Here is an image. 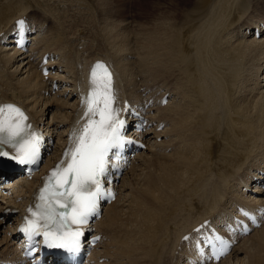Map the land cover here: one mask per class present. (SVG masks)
<instances>
[{
  "label": "bare ground",
  "instance_id": "6f19581e",
  "mask_svg": "<svg viewBox=\"0 0 264 264\" xmlns=\"http://www.w3.org/2000/svg\"><path fill=\"white\" fill-rule=\"evenodd\" d=\"M52 2L0 0V101L24 104L37 122L52 132L59 129L65 142L64 129L75 117L78 99L69 86L53 94L37 70V56L47 51L59 56L54 63L63 68L64 74H57L60 85L82 78L81 58L88 56V67L97 58L113 63L123 97L160 99V91H169L170 104L157 101L151 115L167 126L149 136L148 150L139 159L141 172L136 170L138 161L123 180L118 201L99 223L112 248L104 255L96 250L92 259H112L106 264H181L176 251L186 233L206 219L220 223L238 205L249 206L253 193L260 192L258 184H264L258 181L264 182L259 173L264 171V42L241 40L264 16V0H156L150 8L142 6L137 32L111 25L90 33L81 29L87 6L72 2L57 10L49 7ZM95 3L102 20L106 14L120 18L123 13L112 12L106 4L102 10ZM95 13L91 11L86 22L99 28L102 22ZM21 15L32 19L40 35L29 53H7L5 36ZM130 32L137 33L133 39ZM42 41L46 44L41 47ZM81 44L86 47L78 48ZM130 54L136 55L135 61ZM67 89L71 91L65 95ZM46 91L52 98L44 96ZM47 110L53 112L50 121ZM246 167H254L253 172L241 175ZM35 186V180L20 183L26 205ZM122 191H129L128 205L119 208ZM4 209L0 205V235H5L0 259L17 252L11 225L3 230L12 221ZM245 240L220 264H264V227Z\"/></svg>",
  "mask_w": 264,
  "mask_h": 264
},
{
  "label": "snow or ice",
  "instance_id": "6c2138e0",
  "mask_svg": "<svg viewBox=\"0 0 264 264\" xmlns=\"http://www.w3.org/2000/svg\"><path fill=\"white\" fill-rule=\"evenodd\" d=\"M25 24L24 20L17 21L18 33ZM115 103L112 74L107 65L97 62L90 73L87 122L78 134L73 133L74 145L70 144L65 151L67 165H58L45 178L46 183L37 194L39 203L34 205L38 211L30 209V217L21 229L30 240L42 236L47 247L73 253L80 250L83 226L99 214V202L107 195L106 181L112 164L110 154L119 158V149L130 142L122 132L124 121L119 119V107L114 106ZM27 121L18 106H0V160L21 164L35 161L39 137ZM227 247L224 245L218 256L225 254Z\"/></svg>",
  "mask_w": 264,
  "mask_h": 264
},
{
  "label": "rangeland",
  "instance_id": "374dc122",
  "mask_svg": "<svg viewBox=\"0 0 264 264\" xmlns=\"http://www.w3.org/2000/svg\"><path fill=\"white\" fill-rule=\"evenodd\" d=\"M58 1V2H57ZM63 1V2H62ZM72 3H74L75 5L77 4V6H87L86 8H84V10H85V12H86V14H90L91 13V11H92V13L94 12H96L95 14L97 15H95L96 16V18L97 19H99L98 21L99 22H102V24H101V27H99L98 28V26H94V25H92V26H90V24L88 23L87 24V22H86V18L88 17V15H85V16H83L84 17V26L82 27L81 25H80V27H82L81 29H85L84 31L85 32H87L88 31V33H90V32H92L93 31V29L95 30V31H98V32H100V30H101V28H106V27H110L111 25H113L114 27H115V29L117 28L119 31H121L122 29H126V30H128V29H130V30H135L136 32H137V29H138V24H140L139 23V21H138V19L140 20V16H141V13H142V11H141V9H142V6H144V8L146 9V7H151L152 5H155V3H156V0H96L97 1V3H98V5L100 6V8L103 10V8H102V6H104V4H106V8L108 9V8H110L111 10H112V12H117V10H119L118 11V13L120 12V11H122L123 13L121 14V16H120V18H118L117 16H115V15H109V14H106L105 15V18H104V20H102V18L100 17V13H101V11L100 10H97V8H96V1L95 2H92L91 3V1L92 0H53V2H52V4L51 5H49V7L51 8V7H53V8H56L57 10L59 9V8H57V7H60L61 8V6H63L64 4L65 5H68V6H71V5H74L73 3L72 4H70V2ZM102 1H103V3L104 4H102ZM62 2V3H61ZM66 2H68L67 4H66ZM53 3H58V4H56V6H55V4H53ZM101 4H102V6H101ZM58 5V6H57ZM95 5V6H94ZM46 7H48V6H46ZM249 8H250V5L248 6ZM49 8V9H50ZM89 8H90V10H89ZM94 8H95V10H94ZM94 10V11H93ZM97 10V11H96ZM98 11H100V12H98ZM260 10H257V12H259ZM29 12V11H28ZM98 12V13H97ZM27 13V12H26ZM81 14L82 15H84L82 12H81ZM53 19V18H52ZM101 19V20H100ZM263 19H264V16H262L261 17V19L260 20H262L263 21ZM54 20V19H53ZM78 20H81V18H78ZM120 22H122V23H120ZM88 25V26H87ZM90 26V27H89ZM93 26H94V28H93ZM89 27V28H88ZM97 27V28H96ZM98 29V30H97ZM115 34H116V31L114 32ZM99 34V33H98ZM130 37L133 39L134 37H135V35L137 34H135V33H131L130 32ZM251 36V35H250ZM242 37V36H241ZM243 37H245V38H243ZM242 37V41H244V42H248L249 41V38L250 37H247V36H243ZM122 39V38H121ZM120 39V40H121ZM250 39H252V38H250ZM260 41H262V42H264V40L262 39V40H260ZM135 42V40L133 41V43ZM132 43V44H133ZM40 46L42 47V44H40ZM39 46V47H40ZM86 47V45L84 44H81V45H79L78 46V48H80V49H82V48H85ZM10 49H8V51H7V53H12V51H9ZM3 51V50H2ZM131 53V52H130ZM17 54V53H16ZM84 55H86L87 54V52H84L83 53ZM100 53H98V55H99ZM17 55H19V54H17ZM84 55H83V57H84ZM131 56H133V60L135 61L136 59V55H135V57H134V55H132V54H130V57ZM89 58H92V57H88L87 56V59H89ZM81 59H83V58H81ZM86 59V60H87ZM86 60H82V63L83 64H85V63H87V61ZM64 74V73H63ZM21 77H25V75H21ZM140 77H142L141 75H140ZM124 80V83H126V80H125V77L123 78ZM141 80H144V79H141ZM167 82H169V81H167ZM262 84H264V82H262ZM146 85H147V83H146ZM253 86H255V83H254V85ZM264 90V87L261 89V91H263ZM256 92H259L258 90H256L255 91V93ZM58 93H60V92H58ZM132 95L133 96H137L136 95V93L135 92H132ZM261 96H264V93H261ZM50 97L52 98V95H50ZM59 98V97H58ZM170 100H172V94H171V99ZM170 102L171 101H169V103H168V105L170 104ZM167 105V106H168ZM166 106V107H167ZM55 107V106H54ZM165 107V108H166ZM52 114H53V112L52 111H49V113H48V110H47V113H46V117H48V119H50L51 120V117H52ZM47 119V118H46ZM49 120V121H50ZM164 131V130H163ZM170 152V150H168V153ZM141 165V166H139V168H137V173L139 172H141V170H142V168H143V162L141 161V163H140V161H139V163H138V165ZM249 168H252V170L249 172V173H246L247 172V170H249ZM253 169H254V167H246L244 170H243V173H245V174H241V175H248V174H250V173H252L253 172ZM239 176V175H238ZM131 177L133 178L134 177V175L132 174L131 175ZM232 185V184H231ZM231 185H230V187H229V189L231 188ZM253 187L251 186V190H253L252 189ZM258 190L261 192L262 191V189H260V188H258ZM250 191V190H249ZM128 192L129 191H123V193H122V197H123V201L121 202V205L119 206V208H124V207H126L127 205H128V203H127V200H126V198H127V196H128ZM249 194H251V192H249ZM248 196L247 195H242V197H241V199H244V198H247ZM218 206H216L213 210H211V212L212 211H214V210H216V208H217ZM127 209V208H126ZM210 212V213H211ZM11 221H9V223H6V225H5V228L3 229L4 231L6 230V229H8V226L11 224L10 223ZM9 235V234H8ZM4 233L3 234H1L0 235V240H3V238H4ZM248 239V238H247ZM246 239V240H247ZM245 240V241H246ZM105 244V243H104ZM241 245V244H240ZM107 246H108V244H107ZM107 246H105V247H103L102 249H101V251H102V254L104 253V254H106L105 252L107 251H110V248H112V247H108L107 248ZM1 247H2V244H1ZM239 247V246H238ZM243 257H244V254H243ZM230 258V257H229ZM228 258V259H229ZM227 259V260H228ZM234 259H236V255H235V258ZM234 259H232V261H231V263L234 261ZM106 263H108V262H105L104 264H106ZM230 264V263H229Z\"/></svg>",
  "mask_w": 264,
  "mask_h": 264
}]
</instances>
